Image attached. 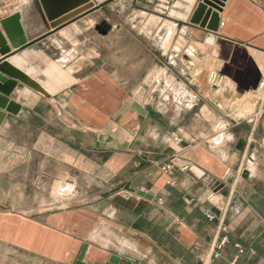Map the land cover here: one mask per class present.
<instances>
[{"label":"crops","instance_id":"1","mask_svg":"<svg viewBox=\"0 0 264 264\" xmlns=\"http://www.w3.org/2000/svg\"><path fill=\"white\" fill-rule=\"evenodd\" d=\"M92 1L51 29L38 0H0V20L19 13L27 45L74 82L19 58L57 94L18 84L20 110L0 125V264H235L228 234L264 232L252 205L264 191V74L251 54L264 57V0H224L215 33L189 24L201 0ZM0 33L9 50L0 63L18 58ZM193 42L209 53L188 69L180 58ZM13 150L26 151L20 159L38 164L45 183L72 182L75 198L35 211L17 183L18 158L4 167Z\"/></svg>","mask_w":264,"mask_h":264},{"label":"water","instance_id":"2","mask_svg":"<svg viewBox=\"0 0 264 264\" xmlns=\"http://www.w3.org/2000/svg\"><path fill=\"white\" fill-rule=\"evenodd\" d=\"M43 10L49 27L55 29L60 25L74 19L75 17L89 11L95 7L92 0H38ZM104 2L106 0H98ZM224 0H201L195 7L189 24L197 25L202 29L215 33L219 27V18L217 13L221 11ZM21 16L15 13L9 17L0 20V27L11 48L18 51V58H10L6 62L0 63V125L9 115H16L20 107L14 102V91L17 85L20 84L44 98L50 99L51 94H57L46 82L38 77L29 66L38 69L44 76H48L52 80V74L61 79L65 85H72L74 82L63 71H61L51 59H49L40 48L35 45H27V41L21 26ZM26 48L27 50H23ZM9 53L8 48L5 47V41L0 33V54ZM209 53V49L199 44H192L187 50L183 52L180 62L189 69L190 66L198 64L199 60L204 59V55ZM253 56H257V61L261 60V70L264 74V57L261 54L251 50ZM31 57H35L37 61L46 68H41ZM19 58L25 60L27 65L22 66ZM18 64L20 73L16 72L12 66ZM209 61H204L201 67L208 65ZM66 89V88H63ZM187 176L194 181L202 177V173L195 167H190L187 170ZM139 197L151 199L150 196L139 191ZM111 264H117V261H112ZM131 264V263H126Z\"/></svg>","mask_w":264,"mask_h":264},{"label":"rangeland","instance_id":"3","mask_svg":"<svg viewBox=\"0 0 264 264\" xmlns=\"http://www.w3.org/2000/svg\"><path fill=\"white\" fill-rule=\"evenodd\" d=\"M107 1V0H106ZM103 3V2H100ZM95 4V3H94ZM133 25L137 29H144L145 31L150 32L151 34H154L159 26L157 25L156 21H149L147 22H141L140 20H136ZM148 25V27H147ZM192 25V24H191ZM199 27V26H198ZM194 44L190 43L185 50L188 49L190 45ZM197 44V43H195ZM184 50V51H185ZM183 51V52H184ZM201 60H199L200 62ZM162 90H164V96L167 94L165 92V87H161ZM186 90L184 87L180 86L178 91L180 94H185ZM182 92V93H181ZM196 104L195 103H183L181 102V108L186 109V108H195ZM42 108H46L43 106ZM13 137L16 139L17 142L19 143H26L27 138L24 137L22 134H13ZM6 151V150H5ZM27 153L26 151H22L17 153L15 150L9 152V154L4 155V167L11 168V164L13 160L17 159L20 161H17V166L15 165V171L17 175L19 176L17 183L20 185L21 189L25 191V194L29 195V201L30 204H34V210L35 211H43V210H48L50 208H53L54 206L64 202L60 201L56 198L55 196V190L56 187L59 185L60 182H54L51 184L45 183V181L40 178L39 176V170L40 167L38 164H32L28 165L27 163H23V161L20 159V157H23L26 159ZM13 159V160H12ZM15 163V161H14ZM6 185V183H4ZM27 201V197L25 198Z\"/></svg>","mask_w":264,"mask_h":264},{"label":"trees","instance_id":"4","mask_svg":"<svg viewBox=\"0 0 264 264\" xmlns=\"http://www.w3.org/2000/svg\"><path fill=\"white\" fill-rule=\"evenodd\" d=\"M255 211L264 218V191L260 196H256L252 200ZM256 238H241L236 233H229L228 240L225 244L229 246V255L237 254L235 264H260L264 259V232L260 230L254 234ZM239 245V249L235 248V243ZM253 250L254 255L248 256L247 252ZM242 251V253H240ZM183 264H192L190 259L185 258Z\"/></svg>","mask_w":264,"mask_h":264},{"label":"built area","instance_id":"5","mask_svg":"<svg viewBox=\"0 0 264 264\" xmlns=\"http://www.w3.org/2000/svg\"><path fill=\"white\" fill-rule=\"evenodd\" d=\"M174 142L176 144H179L181 140L176 139L174 140ZM173 160L174 158H170L166 162L162 163L161 165H159V169L163 173H167L172 168L171 163ZM75 195H76V188L72 182H68V181L60 182L59 185L56 187L55 196L60 201H70L75 198ZM207 217L209 219H212L210 215H207ZM224 243H225V239L222 241V244Z\"/></svg>","mask_w":264,"mask_h":264}]
</instances>
